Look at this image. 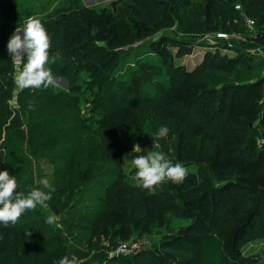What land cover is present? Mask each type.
I'll return each instance as SVG.
<instances>
[{
    "label": "trees",
    "instance_id": "trees-1",
    "mask_svg": "<svg viewBox=\"0 0 264 264\" xmlns=\"http://www.w3.org/2000/svg\"><path fill=\"white\" fill-rule=\"evenodd\" d=\"M13 2L0 0V45L8 42L4 37L8 24H3ZM236 4L240 11L235 10ZM243 14L255 21L252 31L244 25ZM40 20L51 40L46 66L52 76H64L72 82L80 70L90 72L87 89L93 93L91 117L102 141H85L77 132L78 111L65 109L62 103L54 105L58 95L50 94L52 86L22 88L17 100L27 113L26 126L7 127L2 133L0 113V159L21 186L17 191L25 190L27 195L33 189V160L50 157L64 162L60 180L69 177L63 190L65 201L58 205L49 202L57 217L55 224L71 236L74 245L113 253L101 264H160L162 260L166 264H221L225 257L247 264L240 256L241 239H237L247 220L236 227L229 247L223 237L226 228L214 233L206 229L232 218L230 210L236 212L235 207L218 199L209 210L191 211V207L201 206L212 194L233 190L235 200L238 193L242 198L256 197L249 216L264 212V144L258 143L264 139V77L253 73L262 70L264 58L240 47L234 48L237 54L231 58L207 50L202 63L193 70L168 69L166 59L160 57L162 46L180 47L179 54H189L190 47L179 36L163 35L158 41H147L146 36L175 26L181 37L188 33H233L264 47V0H120L116 11L112 7L95 11L71 6L67 12ZM125 46L127 50L121 52ZM215 47L219 50L218 45ZM218 70L224 74L211 78ZM209 71L214 73L204 74ZM126 72L130 77H123ZM142 77L161 82L160 94H149L150 88L130 83ZM231 77L235 80H226ZM2 90L0 82V93ZM202 104L207 110L196 115V108ZM123 112L137 123H127ZM161 126L169 128L167 136L157 134ZM151 136L167 157L179 160L185 155L193 164L184 165L189 168L183 182L166 179L153 193L141 194L146 189L137 186L135 175L125 172L132 156L122 150L117 137L131 143ZM57 143L65 147L57 149ZM99 147L107 152L102 159ZM81 150L92 156L93 166L76 160ZM55 173L56 169L51 179H56ZM190 182L194 185H188ZM171 187L178 188L174 194L166 193L174 203L161 207L151 203V195L164 194L163 190ZM56 191L60 195L61 187ZM150 207L162 211L169 207L179 216L191 211L192 222L160 244L163 257L154 249L115 254L123 232L132 231L139 238L158 227ZM239 207L238 217L242 218L247 207ZM39 211L41 208L25 210L15 225L0 224V264H58L62 255L57 257V253L63 245L58 244L56 233ZM185 243L194 255L184 261L177 252L187 251Z\"/></svg>",
    "mask_w": 264,
    "mask_h": 264
},
{
    "label": "rangeland",
    "instance_id": "rangeland-1",
    "mask_svg": "<svg viewBox=\"0 0 264 264\" xmlns=\"http://www.w3.org/2000/svg\"><path fill=\"white\" fill-rule=\"evenodd\" d=\"M120 0H14L13 7L11 8V13L9 15L4 16V24L3 26H7L6 28V35L4 37H7L9 40L10 36L15 32L16 29L22 30L25 26V22L29 17H37L39 19H42L43 17H46L50 14H54L56 12H67L69 7H87L95 9V11H101L104 8L112 7L114 11H116V5L117 2ZM90 2V3H89ZM114 3V4H112ZM114 5V6H113ZM159 11V9L157 10ZM83 21V20H82ZM171 36L174 39H177L178 36L181 39V41H185L188 44V47H190V53L189 54H179L181 52L180 47L169 45V46H162V56L161 59L164 60L169 68H177L180 67L182 69L186 70H193L197 65H200L204 59V55L206 51H218L220 55H224L228 58L234 57L237 52L230 51L234 50V48H237L236 46H231L230 42H224L228 50H217L215 46H217L219 43H215L213 41H219L220 43H223V41H226L229 39V37H235L242 40H249L246 37L239 36L237 34H228L227 38H217L216 33H208V34H183L184 37H181L179 34V31L175 28V26H171L167 29H162L159 31L154 32L153 34H150L146 36L147 41H158L160 37L162 36ZM178 38V39H179ZM162 39V38H161ZM184 39V40H183ZM216 39V40H215ZM247 42V45L244 47H240L243 50H245L247 53L250 52L252 54H257L258 51H261L262 45H259L255 43L254 41H244ZM8 43V42H7ZM7 43L0 45V82L3 85V90L0 93V113H2L3 118L1 119V132L3 133L4 129L7 127H13V128H23L26 126L27 123V113L22 110V107L18 103L17 96L20 90L22 89L21 86L17 83L18 74L22 71L23 65L25 63L24 60H18L12 56H9L7 51ZM223 43V44H224ZM101 44V43H100ZM164 44V43H163ZM221 47V46H220ZM259 48V49H257ZM116 49V48H115ZM127 50V47H121L120 51L125 52ZM164 51V53H163ZM261 56V55H260ZM151 57L156 58L157 56L152 55ZM158 59V58H156ZM160 63V60H158ZM172 65V66H171ZM47 67V66H46ZM172 70V69H171ZM262 71V72H261ZM145 74H148V72H145ZM204 73V72H203ZM202 73V74H203ZM208 73H214V72H205L204 74ZM254 74L257 73V75H262L264 77V67L262 70H255L253 72ZM224 74L223 72H220L219 70L216 71V74L211 76V78L218 79V77ZM117 75V74H116ZM128 74H124L123 77H127ZM90 77V72L88 70H80L78 73L77 78L74 81H68L64 76H53V83L50 85L52 86L50 89V94L52 95H58L57 99L54 101V105L58 103H62V105H66L65 109H68L72 107V109H76L79 113V119L77 126L79 128L77 129V132L84 137L85 141L88 143L93 142H100L102 141V137L97 135L96 128L97 124H95L93 118L91 117V101L93 98V93L87 89V82ZM130 77V76H128ZM168 75L165 76L164 82L166 83L168 81ZM226 80L234 81V78H229ZM134 82L138 86H146V88H150L151 92L149 94L159 95L160 91L162 89L161 82H156L154 79L151 78H136L131 79L130 83ZM118 85V84H117ZM116 86V85H115ZM264 86V85H263ZM207 110V108L204 106V104L200 105L196 108V115H200ZM125 116L124 118L127 123H137L133 118H130L128 120L126 113L123 112L122 114ZM83 118V119H82ZM83 125V126H82ZM117 136V134H116ZM120 142H118L122 148V150L128 155H131L130 162L126 164L125 172L129 175H135L136 169L133 165V159L139 155L145 154L143 151H137L133 150L134 145H138L142 150H154V151H161L159 149V146L157 144L156 139L151 136L149 139L138 142L133 141L130 143V141L127 139L119 138L117 137ZM104 139V138H103ZM259 139V142L260 143ZM78 141L84 145V149H86L85 142L79 137ZM2 142V136H0V144ZM48 142V141H47ZM126 144H125V143ZM33 144V143H32ZM57 145H59L57 143ZM65 147V145H59L57 149H61ZM83 149V150H84ZM136 153V154H134ZM106 149L104 147H99L98 156L100 159L102 157H106ZM102 156V157H101ZM90 155L84 153L82 150L79 152V155L76 157V160L78 162L83 163L84 166H93L94 163L91 160ZM170 159L173 163H181L184 165H191L193 162H188V160H185L186 157H180L179 160H173L172 158L167 157ZM253 161V160H252ZM195 162V161H194ZM65 167L64 162H60L56 159L52 160L50 157H44L43 159L32 161V167L30 169V173L32 175L33 182L31 185L32 188H39L42 191H45L48 193L51 198L44 202L43 205H37L35 210L38 208H41V211H39L42 214V218H47L49 215H53L56 217V215L53 212V208L49 207V202H56L57 205L62 204L64 200V187L66 186L67 182L69 181V177L67 180L63 181L60 180L62 177V169ZM185 168H189L188 166H185ZM56 169L55 178L54 176L51 179V175L53 171ZM7 170L6 166L4 165L3 161L0 159V171ZM48 181V187H45L43 184V181ZM137 181V180H136ZM59 183V184H58ZM188 185H194V183L190 182ZM19 188L21 186L18 185ZM61 187L60 195L56 194V188ZM55 189V190H54ZM178 188H166L163 191H166L156 197L154 195L150 196V201L154 205H160L163 206L167 203H169V206L171 203H174L173 200H169V197L166 196V193L174 194ZM20 191V190H18ZM144 191V190H143ZM151 190L146 189L143 193H149ZM155 191V190H154ZM25 193V190L23 191ZM153 193V192H151ZM150 194V193H149ZM234 191L230 190V192L227 193H216L212 194L208 200L205 202H202L201 206H192L190 209L191 211H196L195 209H200L201 211H204L206 209H212V206L215 203V200L218 199L224 200V202L227 204V206L233 208L235 207L236 212H233L230 210V213L232 214V218L228 219L227 221L224 220L223 224L218 226H208L206 229L209 233H214V231L221 230L220 232H223L226 228V232H224V236L227 240V247L231 244L232 240L234 239L232 237V233L236 229V227L240 224H242L245 220H247V225L244 228L242 232H240V235L237 234V239L240 238V256L246 261L247 264H264V212L261 214L255 213L253 216H249V211H251L252 207L255 206L256 197L254 195H250L247 198H242L240 193H238V199L235 200L234 197ZM240 195V196H239ZM254 196V197H253ZM215 197V198H214ZM234 197V200H233ZM241 206V207H239ZM245 206L247 207L246 212L244 213V216L238 217L237 211L239 208L245 209ZM150 211H152L153 218L158 221V227L154 231L147 232L145 235L140 236L139 238H135V234L132 233V231H125L120 235V238L118 239V245L119 244H126V245H133L137 244L140 246V248L137 249V251L142 250L144 247H148V249H154V251L161 254V257H163V251L159 250L160 244L165 243L166 239H169L170 237H173L176 233H178L180 230L182 231L187 225H189L192 222V215L191 211L185 215H180L178 213H175L167 207V210H157L155 207ZM149 208V209H150ZM32 211V210H28ZM196 213V212H195ZM235 213V214H234ZM243 213V212H242ZM30 216H32L30 213H28ZM76 215V213H75ZM246 216L248 217L246 219ZM250 218V220H249ZM57 221V217H56ZM55 221V222H56ZM55 222L53 224H50L52 231L56 233L58 237V244L63 245L60 247L59 252L57 253V257L62 255V258L65 256H68L72 261L73 264H101L103 263L107 258L111 257L113 253L107 252L105 250L101 251H90L86 249V247L82 244L81 246L74 245L72 243L71 236H68L66 231H64L61 227L56 226ZM127 225H125L126 227ZM70 229H72L73 226H68ZM75 230V229H74ZM77 230V229H76ZM230 234V235H227ZM239 239V240H240ZM187 247L186 252H177V256L182 257L184 256L185 260H189L192 258L191 255H194V252H192L191 246H189L187 243H185ZM54 247V246H53ZM185 246H182L181 249H183ZM172 258V256H171ZM197 259V257H196ZM231 259V260H230ZM194 261V260H193ZM195 262V261H194ZM160 264H166L164 260ZM221 264H237V262H232V258L225 257Z\"/></svg>",
    "mask_w": 264,
    "mask_h": 264
},
{
    "label": "clouds",
    "instance_id": "clouds-1",
    "mask_svg": "<svg viewBox=\"0 0 264 264\" xmlns=\"http://www.w3.org/2000/svg\"><path fill=\"white\" fill-rule=\"evenodd\" d=\"M50 37L41 22L35 16L29 17L22 30L16 29L7 43L9 56L18 60H25L22 71L18 74L17 83L22 88L48 87L53 83L50 69L46 67L49 61ZM55 62L54 59L51 61ZM264 102V101H262ZM169 128L161 126L158 135L167 136ZM133 150L143 151L145 154L133 159L136 169L135 179L137 186L154 191L155 186L168 179L176 183L183 182L187 175V169L179 162L173 163L161 151L142 150L134 145ZM48 187V181H43ZM18 183L14 175L9 171H0V224L7 227L15 225L25 210H35L37 205H43L51 196L39 188H33L25 195L23 191H17ZM56 217L49 215L46 223L53 224ZM31 236V232L26 234ZM58 264H73V261L65 256Z\"/></svg>",
    "mask_w": 264,
    "mask_h": 264
},
{
    "label": "built area",
    "instance_id": "built-area-1",
    "mask_svg": "<svg viewBox=\"0 0 264 264\" xmlns=\"http://www.w3.org/2000/svg\"><path fill=\"white\" fill-rule=\"evenodd\" d=\"M234 8L235 10H238V11L241 10V6L239 4H236ZM242 21L249 31H252L254 29L255 21L251 17L243 14ZM216 36L217 38H227L228 34L227 33H217ZM260 143L264 144V139H261ZM138 248H140V246L137 244H133L131 246L126 245V244H119L114 253L128 255L130 253H133L134 251H137Z\"/></svg>",
    "mask_w": 264,
    "mask_h": 264
},
{
    "label": "crops",
    "instance_id": "crops-1",
    "mask_svg": "<svg viewBox=\"0 0 264 264\" xmlns=\"http://www.w3.org/2000/svg\"><path fill=\"white\" fill-rule=\"evenodd\" d=\"M90 1L92 2V0H90ZM89 3H90V2H89ZM215 40H216V39H215ZM219 41H221V40H219ZM219 41H213V42H215V43H219V44H218V49H221V50H224V51L228 50L227 48H224V46H223V45H225L224 42H227V41L230 42V44H231L232 47H233V46H236V47H238V46H240V47H244V46L247 45V42H244V41H247V40H242V39L238 38L237 36L232 37V35H231V37H229L228 40L223 41L224 44H223V43H220ZM220 46H221V47H220ZM257 49H259V48H257ZM230 51H234V50H230ZM257 54L261 55V56L264 58V47H262V48H261V51H258Z\"/></svg>",
    "mask_w": 264,
    "mask_h": 264
},
{
    "label": "water",
    "instance_id": "water-1",
    "mask_svg": "<svg viewBox=\"0 0 264 264\" xmlns=\"http://www.w3.org/2000/svg\"><path fill=\"white\" fill-rule=\"evenodd\" d=\"M112 4H114V3H112ZM114 6V5H113ZM144 249H148V247H144L142 250H144ZM141 251V250H140Z\"/></svg>",
    "mask_w": 264,
    "mask_h": 264
}]
</instances>
